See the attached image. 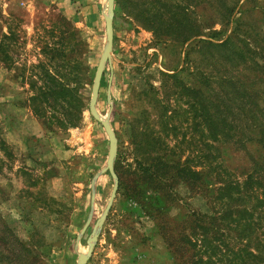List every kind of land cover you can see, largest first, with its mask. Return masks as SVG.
Listing matches in <instances>:
<instances>
[{"label": "rangeland", "instance_id": "rangeland-1", "mask_svg": "<svg viewBox=\"0 0 264 264\" xmlns=\"http://www.w3.org/2000/svg\"><path fill=\"white\" fill-rule=\"evenodd\" d=\"M149 1L113 0L110 59L102 67L94 104L114 133L112 168L123 183L134 167L133 148L142 124L139 116L151 121L155 130L162 127L149 101L152 95L162 107L177 110L168 120L177 135L166 137L167 144L182 141L183 155L189 153L185 98L166 96L172 90L171 79L160 74L181 67L185 44L168 37L157 42L150 30L139 25L135 18L139 19L143 8L162 12L158 5L149 6ZM167 1L186 5V13L195 18L204 35L220 29L228 33L236 10H241L238 33L246 32L251 38L264 34L260 11L264 0H239L229 16L226 13L234 0ZM105 13V0H14L0 6V55H5L0 59V141L5 144L4 149L0 145V264H74L76 256L86 252V241L93 232L97 238L83 264H174L151 221L139 212H129L133 204L122 201V188L116 189L104 219L96 224L113 187L109 172L101 171L107 135L88 110L95 69L105 45ZM66 22L73 33L71 45L65 48L75 66L70 71L60 66L59 57L53 62L43 53L47 48H59L57 38ZM255 46L261 44H250L261 52ZM52 64L57 65L55 80L76 90L71 125L59 124L64 104L47 110L46 116H54L48 126L29 106V81L40 83L38 66L53 72ZM249 65L241 63L237 76L260 90L262 81L251 78ZM185 84L189 85V76ZM219 150L223 164L239 171L249 165V157H257L252 144H246L245 150L235 144L221 145ZM186 193L180 189L189 204Z\"/></svg>", "mask_w": 264, "mask_h": 264}, {"label": "trees", "instance_id": "trees-1", "mask_svg": "<svg viewBox=\"0 0 264 264\" xmlns=\"http://www.w3.org/2000/svg\"><path fill=\"white\" fill-rule=\"evenodd\" d=\"M238 2L234 0L226 16ZM152 4L162 12L143 8L139 19L135 18L139 25L150 30L157 42L168 37L185 44L181 67L176 65L169 69L171 73L160 74L171 79L172 90L166 96L185 98L189 153L183 155L182 141L167 144L166 137L177 135L175 126L168 124L177 110L167 104L162 107L152 95L149 101L162 127L155 130L139 113L142 124L133 148V171L127 182L117 180L122 201L130 200L133 205L129 212H139L151 221L174 264H264V60L256 62L264 59V34L251 38L246 32L238 33L241 10H236L237 17L230 20L228 33L220 29L204 35L181 1L150 0L149 6ZM260 11L264 18V7ZM67 25L59 32V48H47L43 53L53 62L59 57L60 66L70 71L75 66L65 48L71 45L73 33ZM1 37L7 39L8 35ZM256 42L261 44L255 46L261 52L250 48ZM3 57L1 54L0 59ZM241 63H249L251 78L262 81L260 90L237 76ZM55 66L51 65L53 72L38 66L40 83L29 81V106L48 126L54 116H46L47 110L64 104V117L58 121L71 125L69 114L76 105V90L55 80ZM186 76L189 85L185 84ZM180 135L184 140V133ZM228 144H235L239 150L252 144L257 157H249L244 170H234L220 157V146ZM0 145L4 149L2 141ZM181 188L187 192L189 204L180 194ZM198 200L199 204L192 203Z\"/></svg>", "mask_w": 264, "mask_h": 264}, {"label": "water", "instance_id": "water-1", "mask_svg": "<svg viewBox=\"0 0 264 264\" xmlns=\"http://www.w3.org/2000/svg\"><path fill=\"white\" fill-rule=\"evenodd\" d=\"M105 7H106V13L103 14V23H104V36H105V45L104 48L99 56L97 66L94 73V80L91 88V93L88 101V110L91 114V116L99 122L101 127L103 128L104 132L107 135L108 140V149H107V156L104 163V167L101 169V171L107 170L111 177L113 178V187L111 189V192L109 194L107 203L105 205V208L101 214V216L98 218L96 224H100L102 220L104 219V216L107 212V209L110 207L112 200L115 196L116 189H117V179L115 176V173L112 168V159L115 155V149H116V139L114 136V133L105 118H100V116L97 114L94 108L95 99L97 95V89L99 85V80L101 76V70L105 62H109L110 59V50L112 45V16H113V0H105ZM84 227L82 228V230ZM97 234L96 232H93L91 236L87 239V249L85 253H80L76 256V261L74 264H83L88 255L91 252L92 246L94 242L96 241Z\"/></svg>", "mask_w": 264, "mask_h": 264}, {"label": "crops", "instance_id": "crops-1", "mask_svg": "<svg viewBox=\"0 0 264 264\" xmlns=\"http://www.w3.org/2000/svg\"><path fill=\"white\" fill-rule=\"evenodd\" d=\"M14 0H0V6L1 5H7V4H11Z\"/></svg>", "mask_w": 264, "mask_h": 264}, {"label": "bare ground", "instance_id": "bare-ground-1", "mask_svg": "<svg viewBox=\"0 0 264 264\" xmlns=\"http://www.w3.org/2000/svg\"><path fill=\"white\" fill-rule=\"evenodd\" d=\"M101 118V117H100Z\"/></svg>", "mask_w": 264, "mask_h": 264}]
</instances>
